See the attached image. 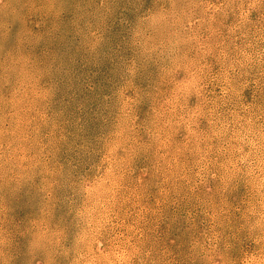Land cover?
Instances as JSON below:
<instances>
[{"label": "rangeland", "instance_id": "374dc122", "mask_svg": "<svg viewBox=\"0 0 264 264\" xmlns=\"http://www.w3.org/2000/svg\"><path fill=\"white\" fill-rule=\"evenodd\" d=\"M0 264H264V0H0Z\"/></svg>", "mask_w": 264, "mask_h": 264}]
</instances>
